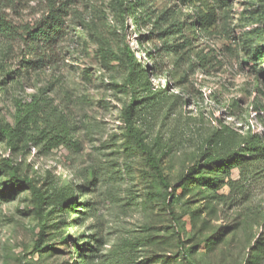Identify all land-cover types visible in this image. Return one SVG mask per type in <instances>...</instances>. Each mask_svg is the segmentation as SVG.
Returning <instances> with one entry per match:
<instances>
[{"label":"rangeland","instance_id":"rangeland-1","mask_svg":"<svg viewBox=\"0 0 264 264\" xmlns=\"http://www.w3.org/2000/svg\"><path fill=\"white\" fill-rule=\"evenodd\" d=\"M212 1L216 30L189 32L184 7L183 34L163 42L117 0H77L35 70L33 45L0 39V123L15 124L17 103L32 110L23 136L0 137V264H264V37L249 33L258 0ZM176 5L154 0L153 17ZM43 8L28 0L9 18L32 24ZM126 44L157 73L128 80ZM131 97L134 125L169 183L205 148L231 154L183 183L176 222L151 198L165 188L126 134ZM5 158L41 193V231L31 193L9 181Z\"/></svg>","mask_w":264,"mask_h":264},{"label":"trees","instance_id":"trees-1","mask_svg":"<svg viewBox=\"0 0 264 264\" xmlns=\"http://www.w3.org/2000/svg\"><path fill=\"white\" fill-rule=\"evenodd\" d=\"M28 0H0V39L5 41H12L16 38H24V40L34 46V56L28 61L29 67L33 70L39 69L43 65L44 57L50 54V51L59 41L63 34V25L69 15L71 7L76 3L77 0H44L43 12L39 19L34 21L32 24L15 25L9 18V11H15L16 7L22 5ZM119 6L124 13H130L134 19V24L137 27L138 22L142 21L145 23H151L152 29L157 27L159 29V37L163 42H167L170 38L175 35L183 34L182 22L178 19V14L184 7H187L190 15L191 22L188 23V30L192 34L208 33L216 30L217 21L219 19V10L214 5L212 0H178V6L175 9L166 7L160 10L156 18H154V11L152 9V2L154 0H117ZM256 11L252 12V22L250 24L249 33L258 39L261 36L264 37V0H258L256 3ZM119 53L123 54L124 62L128 68V80L142 79L144 76L149 78V73L156 74L157 70L154 66H151L148 70L145 65L141 64L140 60L136 59L134 50L129 45H123L119 49ZM146 55L151 60L149 52ZM120 59V55L116 57ZM137 104L136 100L131 97L130 101L125 106L122 112V118L126 129L127 136L133 141L134 145L145 155L150 165L156 171L160 177L163 187L165 188L164 193L158 195L157 193H150L151 198L160 196L163 199L168 215L173 222H176V213L172 206L175 193L178 190H183V183L189 179L193 171L214 166L218 164L227 163L231 154L226 156H220L212 154L208 148L203 149L200 158L195 161L192 165L187 167L185 171L180 175L174 183H169L164 179L161 174L160 168L156 163L151 150L144 141L143 137L139 134L136 126L133 122V110ZM32 112L28 107H24L23 104H16V115L14 125H2L0 123V137L4 138L7 144H11L12 138L15 135H24V128L22 122L26 121L27 116ZM253 137H255L253 135ZM260 144L257 146L258 149H263L264 141L259 140ZM246 146H252V138L245 140ZM257 149V150H258ZM2 164L5 167L9 181L13 186H22L28 189L32 196L34 212L37 218V227L41 231L43 228L44 212H43V201L41 193L38 187L25 175H21L18 172L16 165L8 158L2 160ZM175 227V226H174ZM175 235L178 243L180 244V232L175 231ZM39 239V238H38ZM37 239V240H38ZM35 245H38L36 241ZM186 264H192L184 257ZM24 264V263H23Z\"/></svg>","mask_w":264,"mask_h":264}]
</instances>
